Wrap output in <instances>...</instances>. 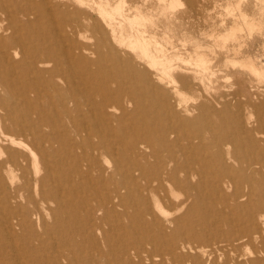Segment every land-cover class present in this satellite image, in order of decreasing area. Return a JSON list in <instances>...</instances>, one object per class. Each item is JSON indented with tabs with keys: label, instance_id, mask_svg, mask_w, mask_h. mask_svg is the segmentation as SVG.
<instances>
[{
	"label": "rangeland",
	"instance_id": "374dc122",
	"mask_svg": "<svg viewBox=\"0 0 264 264\" xmlns=\"http://www.w3.org/2000/svg\"><path fill=\"white\" fill-rule=\"evenodd\" d=\"M109 2L106 26L98 3L0 0L7 26L0 30V129L21 117L40 125L24 141H36L40 174L43 161L51 166L43 188L53 194L38 201L32 163L15 169L13 185H24L39 209L24 217L16 204L26 199L7 203L3 192L13 187L6 181L0 245L19 257L12 264H264V217L253 242L230 238L242 226L235 209L248 205L233 198L236 187L264 209V0ZM137 37L151 48L144 64L131 47ZM142 141L189 167L191 185L180 182L169 195L171 209L151 198L152 209H139L147 196L140 182L131 194L121 187L135 174L130 143ZM248 163H256L252 174ZM244 175H251L247 183ZM8 216L12 247L1 238Z\"/></svg>",
	"mask_w": 264,
	"mask_h": 264
},
{
	"label": "bare ground",
	"instance_id": "6f19581e",
	"mask_svg": "<svg viewBox=\"0 0 264 264\" xmlns=\"http://www.w3.org/2000/svg\"><path fill=\"white\" fill-rule=\"evenodd\" d=\"M74 2H77L81 5L84 4V2H87V3H92V4H97L98 3V6L96 5L97 7V13L101 14V18H102V22L107 25H109L111 23V20H110V16L109 14H111L107 8H104V6H107V5H110L111 3L109 2V0H73ZM176 2V1H175ZM126 4L127 3V0H118L117 2V7L119 6V8L121 7L120 5L122 4ZM136 4H134L135 6ZM3 6V5H2ZM123 7V5H122ZM121 7V8H122ZM125 7V6H124ZM139 7V6H138ZM136 7V8H138ZM4 8V6H3ZM112 7H110V10L112 11L113 9H111ZM134 8V7H133ZM5 9V8H4ZM107 9V10H106ZM132 9V8H131ZM135 9V8H134ZM6 10V9H5ZM115 10L117 11L118 15L122 16V17H126V15L123 14V10H118L117 8H115ZM129 10V9H128ZM137 9H135L134 11H136ZM3 11V10H1ZM113 12V11H112ZM127 12V11H126ZM130 12V11H129ZM0 13H4V12H0ZM137 13V12H136ZM113 14V13H112ZM128 14V13H127ZM131 14V13H130ZM134 14V13H133ZM139 14V13H138ZM140 15V14H139ZM138 15V16H139ZM131 16V15H130ZM134 16V15H133ZM3 17V16H2ZM6 17V15H5ZM129 17V15H128ZM121 18V17H120ZM131 18V17H130ZM142 18V17H141ZM6 19V18H4ZM3 18H0V30H5L7 28L6 25H3V22L2 20H4ZM129 19V18H128ZM132 19V18H131ZM120 20V19H119ZM127 20V19H126ZM125 20V21H126ZM137 20V19H135ZM135 20H133V22H135ZM139 20V19H138ZM137 20V21H138ZM124 21V20H123ZM128 22H130L129 20H127ZM140 21V20H139ZM138 21V22H139ZM132 22V23H133ZM96 24V22H94ZM125 23V22H124ZM130 23V24H132ZM94 26H98L97 24ZM101 24V23H100ZM114 25V24H113ZM129 24H127L128 26ZM136 25V23H135ZM138 25V24H137ZM126 26V27H127ZM132 26V25H131ZM134 26V24H133ZM130 27V26H129ZM128 27V28H129ZM114 28V27H112ZM130 28H133V27H130ZM135 28V27H134ZM95 29H98V28H95ZM138 29V28H137ZM253 29V28H252ZM7 30V29H6ZM115 30V29H114ZM112 31V35H113V32L115 31ZM136 30V29H135ZM133 29V31H135ZM143 29H141L140 31L142 32ZM137 31V30H136ZM144 31V30H143ZM139 33V31H138ZM117 34V33H116ZM133 34V32L131 33ZM135 34V33H134ZM133 34V35H134ZM137 34V33H136ZM135 34V36H136ZM142 34V33H141ZM144 34V33H143ZM142 34V35H143ZM120 35V34H119ZM140 35V34H139ZM111 36V34H110ZM115 36V35H114ZM112 36L110 37V42L111 43H115L117 42L116 38ZM123 36V35H122ZM130 36V34L128 35V37ZM132 36V35H131ZM134 36V37H135ZM107 37V36H106ZM116 37H119V36H116ZM124 37V36H123ZM126 37V39L128 38ZM141 37V36H140ZM153 37V36H151ZM142 38V37H141ZM146 39V37H144ZM119 39H122V37L118 38V41ZM130 39V38H129ZM139 39V40H138ZM143 39V38H142ZM144 39V40H145ZM153 39H155L153 37ZM105 40V39H104ZM124 40V38H123ZM132 40V39H131ZM130 40V42H131ZM136 40V39H135ZM149 40V39H148ZM122 41V40H121ZM147 41V40H145ZM108 42V40H107ZM125 42V41H124ZM127 42H128V39H127ZM157 42V41H156ZM154 42V43H156ZM105 43V42H104ZM119 43V42H117ZM132 43L134 44V46L138 47L136 49V47L134 46H131L132 44H130L131 47L135 48L134 50H136L137 53L134 52V50L132 49V51L134 52V54L136 56H138V58H141V60L143 59V64L146 62H144V58L146 55L145 53H147L146 51L147 50H150L151 48H147L145 49V46L147 43H145L143 40H141L140 38L137 37V41L134 42L132 41ZM121 44V42H120ZM129 44V43H128ZM153 44V43H152ZM159 45H156L157 47L160 46V48L162 47V45H160V43H158ZM122 45V44H121ZM124 45V44H123ZM106 46V45H105ZM112 46V45H111ZM110 46V47H111ZM124 47V46H123ZM126 48V47H125ZM155 48V47H154ZM131 49V48H130ZM157 49V48H156ZM154 49V50H156ZM161 49H164V48H161ZM161 49H157V50H161ZM123 51V49H122ZM151 51V50H150ZM126 52V51H125ZM157 52V51H155ZM159 52V51H158ZM162 52V51H161ZM163 53V52H162ZM152 54H150L151 56ZM153 55H154V52H153ZM158 55V54H157ZM149 54L146 56L148 57ZM156 56V55H155ZM121 57V56H120ZM144 57V58H143ZM164 57V56H163ZM166 57V56H165ZM123 58V57H122ZM150 58V57H149ZM152 58V56H151ZM155 58V57H154ZM178 58V57H177ZM196 58V57H194ZM204 58V57H203ZM153 59V58H152ZM157 60V58H155ZM160 58L158 57V60ZM198 59V58H197ZM200 59V58H199ZM130 60V59H129ZM148 60V59H146ZM151 60V59H150ZM149 60V61H150ZM155 60V64L157 63ZM157 60V61H158ZM165 60V58H164ZM168 60V59H167ZM173 60V59H172ZM177 60V59H176ZM140 61V60H139ZM152 61V60H151ZM160 61V60H159ZM205 62V59L202 60ZM36 62H43V59H37ZM163 62V59L161 61V63ZM196 62V61H195ZM199 62V61H198ZM151 63V62H150ZM148 63V64H150ZM161 63L159 62V65H161ZM201 64H205V63H202L201 61L199 62ZM208 63V62H206ZM152 65H154L153 63H151ZM163 64V63H162ZM200 64V65H201ZM151 65V66H152ZM158 65V64H157ZM165 64H163V67H164ZM207 65V64H206ZM148 68L149 66L146 65ZM153 67V66H152ZM162 67V69H163ZM166 67V66H165ZM207 67V66H206ZM151 68V67H150ZM168 68V67H167ZM167 68H164L165 70ZM161 69V72L164 70ZM256 69V68H255ZM163 71V72H166V71H169L168 69L166 71ZM172 70V69H171ZM142 74V72H141ZM166 74V73H164ZM169 75V73H167ZM140 75V74H139ZM167 75V76H168ZM170 76V75H169ZM157 78V77H156ZM160 78V77H159ZM158 78V79H159ZM162 78V77H161ZM165 79V78H164ZM173 79V77H170V80ZM160 80V79H159ZM163 80V79H162ZM169 81V79H168ZM173 82V81H172ZM174 82H175V79H174ZM177 83V82H176ZM171 84V83H169ZM174 84V83H172ZM175 85V84H174ZM182 86V85H181ZM174 87V86H173ZM187 88V86H186ZM175 91L178 90V89H174ZM178 92V91H177ZM175 93V92H174ZM177 94V93H176ZM176 104V103H175ZM176 106V105H175ZM179 109V108H178ZM118 111V110H117ZM184 111V109H183ZM188 112V110H187ZM22 119H13L12 120V124L11 126H9L8 124L4 123V126L2 129H0V141L3 142V143H6L8 144L9 146H5V147H1L0 146V187L1 189L3 190V187L5 186V183L6 181H9L11 184V186L13 187H10L12 188L11 192L8 193L6 191H4V196H5V200L6 202L8 203L9 201H15L16 202V199L19 198V199H26L27 200V205L24 206V205H17V209H25L24 213H22V215L24 217H28L30 216L31 212H34L33 209H39V205L37 204V200H35L32 196H28L23 193L25 191V186L24 185H18V186H14L13 183H14V179L16 178V175L14 174V171L15 169H24L26 164L29 162V163H32V166H33V177H34V184H33V188H34V191L36 192L37 196H38V201H42V202H45L46 200L48 199H51L53 197V194H51L49 191L45 190L43 188V186L46 185V183L51 179V169H50V165L48 164V162L46 161H43V174H40V170H39V167H38V159H37V154H36V151H35V144H36V141H35V144L32 145V147H26V143L24 141V139L28 136H31L32 132H35V131H38L39 129H41L40 125L39 124H36L34 123L33 121H27L26 119H24L23 117H21ZM248 118V117H247ZM249 121V120H248ZM45 125V124H43ZM42 125V126H43ZM1 127V126H0ZM11 128V129H10ZM38 128V129H37ZM26 136V137H25ZM1 144V143H0ZM4 144V145H6ZM130 147L134 150V155L135 157L134 160L132 161L131 160V163L134 165V168L132 169V173H135V174H132V175H129V182L128 184H122L121 187L125 189V192L127 194H131L133 191V188H132V183L135 184V183H138L140 182L139 184H137L138 188V192H143L146 191L147 192V196L145 198H143V201L141 203V206L139 207V209H152V207L150 206L151 204H149L148 202V198L151 200L150 201H153V205L155 207H159V203L160 202H163L165 201L166 199V205L168 208H172V203L171 201L169 200V195H174V191L176 190V188H179L180 187V182L185 186V187H190L191 183L189 184L188 182V178H187V173L190 172L189 171V167H182V166H177L176 164L178 163L177 159L174 157V155L172 154H167L166 157L161 158L160 156H158V151H159V147L157 146L156 143H149V142H146V141H142L141 143L137 142L135 145L134 144H131L130 143ZM24 149L26 151H24ZM154 159V161L152 162V164L150 165H147L149 162H151V159ZM253 162V161H252ZM256 165V163H248V165H246V172H248V174H252L254 173V171L256 170H253V167ZM70 170V169H69ZM180 172H184L186 175L181 179L180 178ZM136 173L138 174V176L136 177ZM255 175H256V172H255ZM251 178V175H244L243 176V182L247 183L248 180H250ZM24 180H25V184L27 183V176L25 175L24 176ZM191 182V181H190ZM29 183V182H28ZM27 183V184H28ZM229 183L231 185H234V186H238L237 183L233 182L232 179H229ZM249 183V182H248ZM240 188H242V186H240ZM253 193H249V192H245L243 191V188L242 190L241 189H237V187L235 188V191H234V195H233V198L234 199H238L240 197H245L246 200H247V203L248 205H244L242 204L241 207H239V209H235L238 211V213L241 212V217H240V221H241V228H240V231H239V234H237V236L234 235H231L230 238L233 239V241H241L243 244H244V241L245 242H253L254 238L256 236H260L261 235V228H260V223H261V219L264 217V209L262 210V206H260L259 204H251V200L253 198ZM173 199V198H172ZM173 201V200H172ZM168 202V203H167ZM181 202V201H180ZM253 202V201H252ZM161 204V203H160ZM178 204V202H177ZM183 204V203H182ZM128 205V203H127ZM164 205V204H163ZM16 207V206H15ZM183 207V206H182ZM170 208V209H171ZM155 209V208H154ZM159 209V208H157ZM170 209H169V213L170 212ZM42 210V209H41ZM39 211V210H38ZM155 211V210H154ZM157 211V210H156ZM160 211V210H159ZM158 212V211H157ZM163 212V211H161ZM259 213V214H258ZM33 214V213H32ZM37 214V213H36ZM151 214V213H150ZM153 214V213H152ZM160 214V213H159ZM234 214V213H233ZM34 216V215H33ZM154 216V215H153ZM161 216V215H160ZM13 217V216H12ZM152 217V215H151ZM163 217V216H162ZM8 219H6L5 221L7 222L6 224V230L5 232L2 231V241L6 244H11V247L13 246L14 244V241H13V235H12V218H10V216L7 217ZM38 218V217H37ZM153 218V217H152ZM171 218V217H170ZM173 218V217H172ZM177 218V217H176ZM37 220V219H36ZM152 220V219H151ZM165 220V219H164ZM171 220V219H170ZM235 220V219H233ZM153 221V220H152ZM229 221V220H227ZM231 221V220H230ZM232 222V221H231ZM5 224V223H3ZM2 224V226H3ZM207 225V224H206ZM262 225V224H261ZM28 226V225H27ZM208 226V225H207ZM231 229V228H230ZM18 230V229H17ZM174 230V229H173ZM172 230V231H173ZM161 232V231H159ZM237 232V231H236ZM161 234V233H160ZM172 235V233H171ZM217 235V234H215ZM223 236V235H222ZM185 237V236H184ZM188 238V237H187ZM216 238V237H215ZM174 239V237H173ZM211 239V238H210ZM185 240V239H184ZM187 240V239H186ZM229 240V239H228ZM259 240V239H258ZM189 241V239H188ZM231 241V239L229 240ZM219 242V241H218ZM223 242V240H222ZM264 242V241H263ZM187 243V242H186ZM229 243V242H228ZM231 243V242H230ZM226 244V243H225ZM252 244V243H251ZM250 244V245H251ZM199 245V244H197ZM179 246H182V245H179ZM188 246V244H187ZM190 246V245H189ZM201 246V245H200ZM225 246V245H224ZM247 246V245H246ZM258 246V245H257ZM140 247V246H139ZM166 247V246H165ZM223 247V245H222ZM221 247V248H222ZM227 247V246H226ZM248 247V246H247ZM180 248V247H179ZM184 248V247H183ZM197 248V247H196ZM199 250H200V247H198ZM204 248V247H203ZM202 248V249H203ZM228 248V247H227ZM232 248V247H231ZM225 248H223L224 250ZM240 249V248H239ZM154 250V249H153ZM152 250V251H153ZM170 250V249H169ZM191 250V249H190ZM193 250V249H192ZM216 250V249H215ZM229 250V249H228ZM245 250V249H244ZM253 250V249H252ZM137 251V250H136ZM140 251V250H139ZM149 251V250H148ZM159 251V250H158ZM157 251V252H158ZM181 251V249H180ZM201 251V250H200ZM199 251V252H200ZM222 251V249H221ZM241 251V250H240ZM247 251V250H246ZM250 251V250H249ZM138 252V251H137ZM151 252V251H149ZM189 252V251H188ZM192 252V251H191ZM216 252V251H215ZM252 252V251H251ZM15 253V251H14ZM131 253V252H130ZM134 253V252H133ZM141 253V252H140ZM180 253V252H179ZM226 253V252H225ZM242 253V252H241ZM151 254V253H150ZM159 255V252L157 253ZM168 254V253H167ZM177 254V253H176ZM229 254V253H228ZM0 259L2 260V264H12L14 262L12 261H15V259L18 260L19 257H15L14 254L12 253H9L5 247L3 246V244L0 245ZM136 255V254H135ZM145 255V254H144ZM162 255V254H161ZM232 255V254H229L228 257ZM234 255V254H233ZM252 255H253V252H252ZM140 256V255H139ZM152 256V255H151ZM163 256V255H162ZM169 256V255H168ZM177 256V255H176ZM221 256V255H220ZM226 256V255H225ZM239 256V255H238ZM254 256V255H253ZM256 256V255H255ZM254 256V257H255ZM136 257V256H135ZM149 257V256H148ZM164 257V256H163ZM240 257V256H239ZM262 257V255H261ZM146 258V257H145ZM144 258V259H145ZM154 258V257H153ZM152 258V259H153ZM170 259V257H168ZM172 258V257H171ZM231 258V257H230ZM139 259V258H138ZM142 259V258H141ZM149 259V258H148ZM256 259V258H254ZM146 260V259H145ZM164 260V259H163ZM140 261V260H139ZM150 261H153V260H150ZM159 261V260H158ZM165 261V260H164ZM179 261V260H178ZM222 261V260H221ZM229 261V260H228ZM252 261V260H251ZM9 262V263H8ZM169 262V261H168ZM231 261H229L230 263ZM261 262V261H260ZM152 263V262H151ZM157 263V262H156ZM174 263V262H172ZM259 263V262H258ZM161 264V263H160ZM167 264V263H166ZM170 264V263H169ZM215 264V263H214ZM225 264V263H224ZM228 264V263H227ZM247 264V263H246Z\"/></svg>",
	"mask_w": 264,
	"mask_h": 264
}]
</instances>
